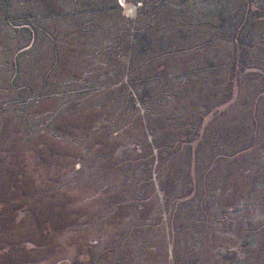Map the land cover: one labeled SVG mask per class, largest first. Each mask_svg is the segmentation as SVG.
<instances>
[{
	"label": "rangeland",
	"instance_id": "1",
	"mask_svg": "<svg viewBox=\"0 0 264 264\" xmlns=\"http://www.w3.org/2000/svg\"><path fill=\"white\" fill-rule=\"evenodd\" d=\"M0 264H264V0H0Z\"/></svg>",
	"mask_w": 264,
	"mask_h": 264
}]
</instances>
